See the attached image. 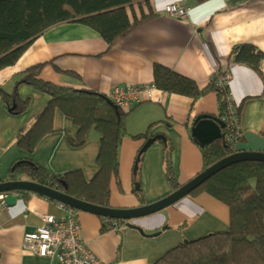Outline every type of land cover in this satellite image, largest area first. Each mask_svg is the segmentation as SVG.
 Wrapping results in <instances>:
<instances>
[{"label":"crops","instance_id":"0c3cea01","mask_svg":"<svg viewBox=\"0 0 264 264\" xmlns=\"http://www.w3.org/2000/svg\"><path fill=\"white\" fill-rule=\"evenodd\" d=\"M170 3L185 4L191 11L185 18L172 17L164 11ZM135 5L131 9L137 17L139 7L145 14L150 7L156 16L111 47L93 28L62 22L37 37L14 65L0 70V88L18 96L13 107L26 104L25 110L12 112L0 96V182L13 179L12 168L21 160L33 161L52 174L82 170L87 180L100 168L98 132L84 145H72L70 136H76L78 126L59 108L54 113L55 130L40 140L34 152L20 148L18 135L33 127L51 100L45 91L18 83L36 64H44L40 77L46 82L107 96L116 85H152L157 64L192 79L200 88L213 80L217 84L219 73L227 74L230 101L238 105L243 133L236 151L264 152V59L260 70L234 61L236 46L253 44L264 52V0H149L137 5L138 10ZM142 98L127 116L119 146V176L110 184L112 207L135 208L178 189L170 183L168 170L180 186L201 173L206 146L192 136L191 126L200 114L219 116L222 107L216 91L194 100L155 87L154 99L146 93ZM148 129L150 138L166 139L152 142L136 165L148 140L136 135ZM14 194L21 197L0 214V264H60L27 250L23 236L41 226L46 215L61 216L67 210L38 193ZM229 218V208L215 197L189 193L161 211L128 222L117 220L109 229H104L102 216L80 210L79 237L105 264H156L177 244L218 231Z\"/></svg>","mask_w":264,"mask_h":264},{"label":"trees","instance_id":"16d2710c","mask_svg":"<svg viewBox=\"0 0 264 264\" xmlns=\"http://www.w3.org/2000/svg\"><path fill=\"white\" fill-rule=\"evenodd\" d=\"M135 3L148 4L149 0H0V70L14 65L37 37L62 22H80L93 28L111 47L156 16L148 7V14L142 12L140 17L134 14L132 19L128 6L132 8ZM263 59L264 52L253 44L234 48L236 63L260 70ZM43 66L36 64L28 68L18 82L27 83L51 96L33 127L18 135L20 148L34 152L40 140L55 130L54 113L59 108L78 126L76 136H70L72 145L82 146L91 138L93 130L98 132L100 168L91 180H87L82 170L52 174L31 161L18 163L11 177L33 180L75 198L109 206L111 180L119 176V146L126 134L127 116L138 102L125 109L105 94L46 82L40 77ZM152 86L194 100L216 91L220 96L221 111L225 113L227 110L229 86H218L214 80L207 87L200 88L192 79L157 64ZM0 96L10 105L12 112L25 110L26 104L13 107L18 96L1 88ZM148 98L154 99L153 91ZM149 129L136 137L149 139ZM203 149L205 168L230 154L223 139ZM168 178L174 188L180 187L172 170H168ZM200 193L210 194L229 208V223L218 231L184 240L167 251L156 264H264V162L235 163L207 179L190 194ZM105 219L104 229L111 228L112 224Z\"/></svg>","mask_w":264,"mask_h":264},{"label":"built area","instance_id":"2783aa9c","mask_svg":"<svg viewBox=\"0 0 264 264\" xmlns=\"http://www.w3.org/2000/svg\"><path fill=\"white\" fill-rule=\"evenodd\" d=\"M164 10L170 16L185 18L189 15L191 7L180 3H170L164 7ZM228 81L229 76L221 74L217 85L227 86ZM154 88L152 85L144 87L116 85L109 96L118 105L129 109L132 104L143 99V93L151 97ZM232 95L233 93L229 91L227 94V110L225 113L221 111L219 118L226 123L224 136L226 146L230 150L236 151L243 133L238 105L234 104V106L230 101ZM6 205V194L0 193V214ZM59 206L67 210V213L59 217L54 214L46 215L41 226L24 234L23 243L25 248L40 256L53 257L60 264H105L88 246L80 241L79 210L64 203H59Z\"/></svg>","mask_w":264,"mask_h":264},{"label":"water","instance_id":"95a60500","mask_svg":"<svg viewBox=\"0 0 264 264\" xmlns=\"http://www.w3.org/2000/svg\"><path fill=\"white\" fill-rule=\"evenodd\" d=\"M225 122L220 118L210 114L198 115L192 123L191 131L192 136L200 143L201 146H207L213 144L215 141L224 137L223 129ZM164 138L161 135H156L147 140L140 153L138 154L136 165L140 160V155L146 150V148L157 139ZM243 161H260L264 162V152L259 151H237L230 155L225 156L211 166L205 168L201 173L195 176L192 180L180 186L178 189L172 191L170 194L155 202H151L145 205H141L135 208H121L112 206H101L85 200L75 198L63 191L52 188L48 185L41 184L39 182L28 179H11L0 182V193L6 194V202L9 205H14L16 200L21 197L20 194H14V191H30L44 195L50 199L57 200L70 205L76 209L82 211H88L98 214L102 217L121 219L124 221H130L133 218L143 217L161 211L168 206L172 205L179 199L187 196L195 188L204 183L211 176L215 175L222 169L229 167L235 163ZM22 162H31L29 160H21ZM16 166H13L12 171ZM66 186V182H64ZM140 232L144 233L142 228H138ZM161 231L157 232L160 233ZM187 241V240H186Z\"/></svg>","mask_w":264,"mask_h":264},{"label":"rangeland","instance_id":"374dc122","mask_svg":"<svg viewBox=\"0 0 264 264\" xmlns=\"http://www.w3.org/2000/svg\"><path fill=\"white\" fill-rule=\"evenodd\" d=\"M135 4H137V3H135ZM180 4H182V3H180ZM138 6L139 5H141V4H137ZM137 5H135V9H137L138 10V7H137ZM146 6V5H145ZM128 11H129V13H130V16H131V18L133 19V15H134V12H133V10L130 8V6H128ZM142 10H141V8L139 7V12L137 13L138 15H141V12ZM221 74L219 73V75L218 76H220ZM148 97V96H147ZM95 130H93L92 131V133H91V137H92V134H93V132H94ZM229 151H230V154H232V153H235V152H233L232 150H230L229 149ZM230 154H228V155H230ZM231 166V165H230ZM223 170V169H222ZM222 170H220V171H222ZM74 171H77L76 169H72V170H69L68 172H74ZM219 171V172H220ZM218 173V172H217ZM212 177V176H211ZM58 190V189H57ZM61 191V190H60ZM53 200V199H52ZM56 201V203L58 204V207L60 208V206H59V203H63V202H60V201H57V200H55ZM64 204H66V203H64ZM60 209H62V208H60ZM62 210H65V209H62ZM105 218H107V217H105ZM44 257H49V258H52V259H55V258H53V257H50V256H44Z\"/></svg>","mask_w":264,"mask_h":264},{"label":"clouds","instance_id":"9594fccd","mask_svg":"<svg viewBox=\"0 0 264 264\" xmlns=\"http://www.w3.org/2000/svg\"><path fill=\"white\" fill-rule=\"evenodd\" d=\"M165 11V10H164ZM166 13V11H165ZM167 14V13H166ZM169 15V14H168ZM173 17V16H172ZM176 18V17H175ZM228 86V85H227ZM231 91V90H230ZM219 118V116H217ZM221 119V118H220ZM222 120V119H221ZM223 121V120H222ZM224 122V121H223ZM225 128H226V123H225V127H224V134H225ZM225 136V135H224ZM223 139V142L225 144V140H224V137L222 138ZM226 145V144H225ZM227 147V146H226ZM228 148V147H227ZM233 152H237V151H233ZM68 205V204H67ZM70 206V205H69ZM74 208V207H73ZM79 210V209H78ZM80 211V210H79ZM109 220V222L113 225H116L117 224V220H121V219H114V218H107V221ZM122 222H126L124 220H121ZM128 222V221H127ZM115 223V224H114Z\"/></svg>","mask_w":264,"mask_h":264}]
</instances>
